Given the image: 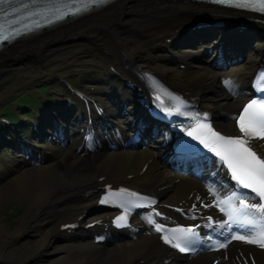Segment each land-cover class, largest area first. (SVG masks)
Segmentation results:
<instances>
[{"label": "bare ground", "instance_id": "1", "mask_svg": "<svg viewBox=\"0 0 264 264\" xmlns=\"http://www.w3.org/2000/svg\"><path fill=\"white\" fill-rule=\"evenodd\" d=\"M155 2L156 0H117L106 6L100 13L87 14L73 21H66L41 32L23 36L0 50V76L17 67L29 70L32 65L42 63L40 61L42 58H46V61L51 64H56L63 62L67 55L74 57L78 53L86 55L90 48L96 49L102 58L104 55V59H113L108 53H113L114 58L118 59L115 43L105 31L109 23L122 25L124 49L135 47L144 49L148 43L147 39L152 38L151 34L155 30L162 31L155 27L156 24L161 23L160 15L162 14L157 13L158 8L164 9L163 14H168L175 20L178 19L175 17L176 14L191 8V3L169 1L161 2L154 7ZM141 13L142 15L138 16ZM179 20L186 21L183 17ZM237 32L236 28L228 25L219 38L224 37L223 45H228L231 49L244 50V53L248 50L245 61L247 66L241 75L242 80H245L253 71L252 63L264 55L261 49L264 44V30L259 28L250 33L248 39L243 42V46L235 43L233 36H236ZM199 36L208 39L205 33H200ZM99 37L102 39L97 41ZM249 37L252 39L249 40ZM64 47L67 48L64 49ZM55 49H64V52L54 53ZM208 64H198L197 69L189 71L188 76L192 80L199 78L200 82L205 83L200 89L203 103L214 109L221 127L232 129L233 122L228 121L229 113L239 108L242 101L240 96L244 91L247 92V89L242 91L229 89L217 80L219 73L210 66V61ZM159 66L157 62L156 67ZM25 82L28 83L26 80L23 81ZM175 82L174 80L172 84ZM116 98H122L124 102L130 100L126 91L118 93ZM119 101L121 102V99ZM132 102L128 104V108L134 106ZM131 116L129 115L128 118ZM168 141V139H161L159 145L163 148ZM79 144L80 142L76 146ZM258 148L264 153V142ZM52 149L61 156L59 161L42 166L28 165L19 175L11 179L5 180L4 177H0V207L15 201L20 214L25 211L23 217L17 218V220L22 218L21 224L13 229H9L0 219V264H139V259L148 257L164 264H241V251L247 257L253 254L259 264H264V252L253 250L248 246H239L241 248L239 252L236 245H232L227 254L208 253L198 257H179L164 249L155 236L147 231L139 234L141 236L139 242L125 237L109 247L80 242L78 253L74 255L70 249L57 245L59 243L56 242L57 236L54 234L55 227L52 224L47 225L43 236L25 243L22 251L17 252L14 247H11L12 244L19 240L22 234L39 224L35 218V211L46 203L50 195L60 189L72 187L77 188L73 192H78L86 188L100 173L91 167L94 158L106 161L103 173L118 178L126 173H137L144 161L155 155L151 169L142 177L135 178L134 182L138 186L144 187L156 194L163 202L169 203L193 200L198 196L197 193L204 194L197 182L178 168L170 169L160 159L161 155L166 157V154L170 153L171 149L168 152V148L164 151L142 148L115 152L89 150L87 154L83 148L80 155L73 159L69 157V148L64 150L63 155L58 148ZM111 167L114 168L113 171ZM33 254H35V260L30 262ZM158 254L161 256H156Z\"/></svg>", "mask_w": 264, "mask_h": 264}, {"label": "snow or ice", "instance_id": "2", "mask_svg": "<svg viewBox=\"0 0 264 264\" xmlns=\"http://www.w3.org/2000/svg\"><path fill=\"white\" fill-rule=\"evenodd\" d=\"M105 0H88V3L84 5L87 8L91 4H101ZM236 6L238 7H248L256 11H264V0H235ZM83 9L79 7H73L71 5L67 6V11L60 10L58 15L54 16V20L63 19L65 16L70 14H75ZM52 20H46V23H51ZM36 27H39L38 22L35 23ZM16 35L19 32L15 33ZM8 36H0V39H8ZM260 80L264 83V74H261ZM227 85L231 86L230 81L225 82ZM159 98V97H158ZM179 111V108H177ZM243 115L239 117V127L240 131L244 133V136L237 139H226L223 136L218 135L215 132H211L210 128L206 124L198 125V128L209 129V140H201V143L205 147L210 148L216 155L221 157V160L228 163V167L232 169V178L238 181L239 185L243 188L251 189L257 194L258 197L264 199V160L259 159L254 152L246 147L248 139L259 137L264 138V103H257L253 100L247 107L243 110ZM190 136L193 135L192 132L188 133ZM200 139L199 136L196 137ZM232 197H229L231 200ZM103 202V201H102ZM228 203V201H218V205ZM241 209H254L255 212L260 214V230L257 233L258 238L249 239V243L259 244L264 247V203L258 204H246L244 201H240ZM221 211H225L221 208ZM239 210L233 209L229 211V221L236 223H243L245 225H255L257 221L248 218L247 215L243 217V220L237 219L233 215L234 212ZM118 221L126 220V217L121 216L117 218ZM149 223H154V221L149 217ZM156 231H166L161 225L156 224ZM172 236L169 238L165 235L163 239L166 243L173 244L174 247L179 248L180 251H187L186 247H182L180 241L186 240L190 235L194 234L191 228H176L171 230ZM234 239H246L244 236H234ZM173 241H176L173 243ZM224 247L225 245H219Z\"/></svg>", "mask_w": 264, "mask_h": 264}, {"label": "rangeland", "instance_id": "3", "mask_svg": "<svg viewBox=\"0 0 264 264\" xmlns=\"http://www.w3.org/2000/svg\"><path fill=\"white\" fill-rule=\"evenodd\" d=\"M25 71H22L19 67L17 68H14V69H11L9 71H6L4 72L1 77H0V95L1 94H4L6 92V88L7 86H9V84L11 82H14V81H17L19 79V76H24L25 75ZM38 78L37 80L35 81L34 80V84H40L41 82H43L45 79H47V76H41L40 78V75H41V71L38 70L35 74ZM8 79H10V83H7L5 84V86H2V81H7ZM20 85H16L14 87V92L19 90L20 89ZM10 209V206L7 207L6 205L4 206H1L0 207V219L1 221L9 228V229H12L14 228L16 225L19 224V222L17 221L16 223V220H13V221H6V218L8 217V215H10L11 211L9 210ZM43 232H45V230H43ZM42 232V233H43ZM41 233V234H42ZM32 239H29V238H26L24 240H22L17 246L14 247V249L17 251V252H20L22 251V248H23V245L27 242H30Z\"/></svg>", "mask_w": 264, "mask_h": 264}]
</instances>
